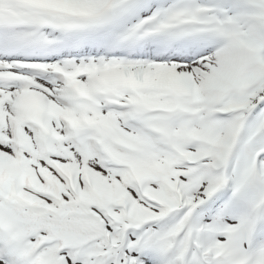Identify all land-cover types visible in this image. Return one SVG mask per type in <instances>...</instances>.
<instances>
[{
    "label": "snow or ice",
    "instance_id": "snow-or-ice-1",
    "mask_svg": "<svg viewBox=\"0 0 264 264\" xmlns=\"http://www.w3.org/2000/svg\"><path fill=\"white\" fill-rule=\"evenodd\" d=\"M0 264H264V0H0Z\"/></svg>",
    "mask_w": 264,
    "mask_h": 264
}]
</instances>
